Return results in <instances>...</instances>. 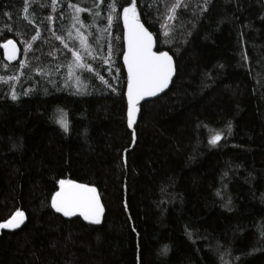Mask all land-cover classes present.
<instances>
[{"label": "trees", "instance_id": "1", "mask_svg": "<svg viewBox=\"0 0 264 264\" xmlns=\"http://www.w3.org/2000/svg\"><path fill=\"white\" fill-rule=\"evenodd\" d=\"M69 2L81 7L92 4V0H58L53 12L51 0H38L23 13L24 0H0V43L13 39L21 49L19 58L10 62L0 48V76L12 74L20 60L34 55L42 63H56L48 53L62 45L48 28L59 34L62 23L70 26ZM108 2L93 9L101 16L88 29L102 36L104 55L107 33L102 29ZM137 2L148 30L154 36L162 33L164 3L169 0ZM150 2L152 9H145ZM240 3L237 11L234 2L212 0L191 36L177 26L172 40L157 44L175 53L176 76L168 92L142 105L135 145L126 122L127 74L118 56L124 50L122 20L111 29L113 36L121 37L113 40L112 76L117 79L104 70L107 65L93 62L117 93L93 80L87 94L83 84L77 94L62 83L56 88L45 83L15 102L0 99V223L17 210L27 218L20 230L0 229V264H217L202 239L193 243L188 238L185 226L229 242L235 254L252 252L258 229L264 228V21L260 19L264 0ZM61 12L66 14L63 21L58 18ZM49 15L56 18L51 25ZM88 17L89 13H81L86 22ZM218 20H223L219 27ZM36 26L41 37L32 42ZM45 38L48 44L43 43ZM28 42L33 50L25 56ZM245 49L246 62L241 60ZM55 57L62 59V53L55 52ZM4 65H9L7 72ZM53 78L60 81L59 75ZM21 79L24 88L33 87L32 81ZM202 82L210 86L202 88ZM7 91L0 85V95ZM57 109L68 113V133L49 119ZM226 120L232 122V135L218 148L205 147L197 124L220 129ZM198 141L200 147L194 152ZM226 167L231 177L230 210L214 195ZM62 178L97 188L105 207L101 224L69 219L50 207V197ZM165 245L170 251L161 256ZM242 259L244 264H264V251Z\"/></svg>", "mask_w": 264, "mask_h": 264}, {"label": "snow or ice", "instance_id": "2", "mask_svg": "<svg viewBox=\"0 0 264 264\" xmlns=\"http://www.w3.org/2000/svg\"><path fill=\"white\" fill-rule=\"evenodd\" d=\"M30 2L32 4L38 3V0H24L23 13H28ZM163 3L164 0H161ZM226 2H234L236 10H241L240 0H226ZM104 3V0H92V4L87 7L78 6L76 3H67L69 12L67 16L70 20V26L66 27L63 23L58 31L52 27L48 28L52 37L59 41L62 49L56 48L50 51L48 55L53 56L56 60L55 64L42 63L39 56H33L32 59H22L13 73L10 75L0 76V85L7 86L8 91L0 95V99L8 98L15 102L21 96H27L36 91V86L49 84L56 88L58 84L62 83L64 88H75L76 93H81V85H85L83 94H87V86L93 80H99L111 92L117 93V87L114 86L105 78L101 72L93 68V62L99 61L101 66L107 65L104 69L109 76H112L114 61L113 56V40H120V36H113L111 29L115 23L123 22V40L126 42V49L118 53L122 57L123 66H126V122L127 127L132 130L131 143H136L135 125L137 118L141 113L142 103L151 102V98L160 96L169 88L170 83L173 82L176 68L174 62L175 53L172 52L171 47L164 50L163 47H157L158 43H168L173 39L176 27L184 29L188 36H191L192 30L197 27L201 20L205 19V13L209 12V5L212 0H169L164 3L166 14L164 15V23H161L162 33L154 37L153 32H150L145 24L141 22V13L138 11L137 0H125V4H119L118 0H109L107 4L108 14L106 17L107 24L102 29L103 33H107V54H103V45L100 43L102 36H97L88 29L93 28L96 24L97 18L101 16L98 9L99 5ZM43 7L44 5H39ZM58 0H51V9L53 12L57 10ZM153 3L150 2L144 5L145 9L151 10ZM81 13H89L88 21L81 18ZM147 14V13H145ZM5 15H9L5 13ZM65 13L59 14V19H65ZM188 16L187 21L181 17ZM26 19V17H25ZM49 24H53L54 18L49 15L46 17ZM264 21V16L260 17ZM179 24L177 25V22ZM171 22V23H168ZM223 23V20L217 21V27ZM185 24L188 27H185ZM244 27H250L245 25ZM11 30L10 28L8 29ZM244 33H240L241 43L243 44ZM41 37V30L39 26L35 28V34L31 36V41L35 42ZM90 37H92L90 41ZM188 41L185 40L184 43ZM44 44H48V38L43 40ZM0 48L4 50V58L8 61L17 60L21 49L17 47V43L13 39H7L0 43ZM255 46H253V49ZM32 43L28 42L24 47V54L27 56L31 52ZM55 52L62 53V59L55 57ZM172 52V54H170ZM255 54V52H254ZM33 60L36 61L35 65ZM241 60L246 62L248 60L247 50L245 49L241 55ZM5 71L9 70V65L3 66ZM223 68V65H219ZM63 70V74L61 72ZM117 74L119 68H116ZM18 73V74H16ZM60 76V81L54 79V76ZM207 80H212L210 73H205ZM259 76V73L257 74ZM27 79L33 82V87L24 88L21 79ZM113 80L117 76H112ZM20 84V90H17V84ZM210 85L202 82L200 87L207 88ZM47 91V88H44ZM74 118V117H73ZM49 119L53 123L59 124L60 128L68 133L70 131V122L68 113L63 109H57L53 112ZM226 130V131H225ZM198 134H203L205 140L203 143L209 149L218 148L221 146V141L226 142L227 136L232 135V122L226 120L223 127L220 129L209 130L208 126L200 122L196 126ZM87 130L85 129V134ZM200 141L193 147L196 152L200 147ZM128 149L124 150L122 156L123 163H127ZM192 157H190L191 159ZM229 176V169L222 172L220 176V186L214 191V195L219 197L223 202L225 208L231 205V197L227 194ZM58 190H56L50 197V207L56 213L62 214L64 217H82L84 221L91 224H101L104 215V206L101 203L97 188L85 183H78L71 178H62L57 181ZM163 191V189H162ZM264 198V196H262ZM25 220V213L17 210L10 219L0 223V229L14 230L21 226ZM135 231V229H133ZM186 235L193 243L198 239H202L208 251L214 256L217 264H244L242 257L251 255L257 250L264 251V228H259V238L256 241V246L253 247L252 252H241L235 254L232 245L229 242L221 243L217 238H209L205 234L197 233L195 229L190 226H185ZM194 236L196 239H194ZM170 249L167 245L160 250L161 256H167ZM227 257V260L225 259ZM139 260V257H138Z\"/></svg>", "mask_w": 264, "mask_h": 264}, {"label": "water", "instance_id": "3", "mask_svg": "<svg viewBox=\"0 0 264 264\" xmlns=\"http://www.w3.org/2000/svg\"><path fill=\"white\" fill-rule=\"evenodd\" d=\"M141 22H142V21H141ZM142 23H143V22H142ZM145 27H146V26H145ZM154 37H155V36H154ZM16 43H17V42H16ZM17 47L19 48V45H18V44H17ZM124 49H126V42H125V41H124ZM2 50H3V49H2ZM3 52H4V50H3ZM18 58H19V56H18ZM18 58H17V59H18ZM173 59H174V58H173ZM122 61H123V60H122ZM174 62H175V60H174ZM124 68H125V71H126V74H127L126 66H124ZM175 68H176V66H175ZM175 76H176V72H175V75L173 76V80L175 79ZM172 83H173V82H172ZM172 83H170L169 88L165 90V93L168 92V90L170 89ZM165 93H161L160 96H158V97H156V98H151V102L154 101V100L159 99V98H160L162 95H164ZM126 99H127V98H126ZM141 103H142V105L145 104L144 102H141ZM138 118H139V116H138ZM138 118H137V123H138ZM137 123H136V125H135L134 127L137 126ZM78 183H79V182H78ZM100 200H101V203L103 204L101 198H100ZM103 206H104V204H103ZM104 214H105V207H104ZM103 217H104V215H103ZM103 217H102V219H103ZM66 218L74 219V218H82V217H66ZM26 221H27V218H26V216H25L24 223L21 224V226H20L19 228L14 229V230H9V229H7V230H9V231H17V230H20V229L26 224Z\"/></svg>", "mask_w": 264, "mask_h": 264}]
</instances>
